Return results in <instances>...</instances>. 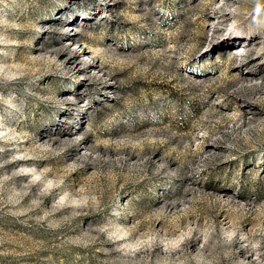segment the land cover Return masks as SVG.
Instances as JSON below:
<instances>
[{"label":"rangeland","instance_id":"374dc122","mask_svg":"<svg viewBox=\"0 0 264 264\" xmlns=\"http://www.w3.org/2000/svg\"><path fill=\"white\" fill-rule=\"evenodd\" d=\"M0 264H264V0H0Z\"/></svg>","mask_w":264,"mask_h":264},{"label":"bare ground","instance_id":"6f19581e","mask_svg":"<svg viewBox=\"0 0 264 264\" xmlns=\"http://www.w3.org/2000/svg\"><path fill=\"white\" fill-rule=\"evenodd\" d=\"M234 43V42H233ZM233 45V44H232ZM235 45V44H234Z\"/></svg>","mask_w":264,"mask_h":264}]
</instances>
